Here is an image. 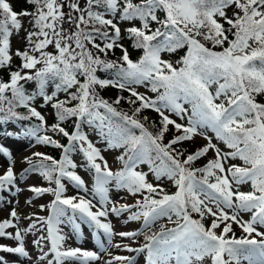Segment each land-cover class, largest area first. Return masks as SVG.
I'll use <instances>...</instances> for the list:
<instances>
[{
    "label": "snow or ice",
    "instance_id": "6c2138e0",
    "mask_svg": "<svg viewBox=\"0 0 264 264\" xmlns=\"http://www.w3.org/2000/svg\"><path fill=\"white\" fill-rule=\"evenodd\" d=\"M22 3L0 0V193L52 199L25 215L0 195V264H264V0ZM8 139L59 158L18 173ZM30 174L47 186L20 187ZM84 227L98 251L68 245Z\"/></svg>",
    "mask_w": 264,
    "mask_h": 264
},
{
    "label": "rangeland",
    "instance_id": "374dc122",
    "mask_svg": "<svg viewBox=\"0 0 264 264\" xmlns=\"http://www.w3.org/2000/svg\"><path fill=\"white\" fill-rule=\"evenodd\" d=\"M15 1V0H14ZM13 0H10V2H14ZM23 33H21L20 37H16L13 41V46L14 47H23L24 46V41L22 39ZM165 58V57H164ZM166 59V58H165ZM141 92L145 91V89L140 88L139 89ZM12 130V129H9ZM203 142L201 139L197 138L196 141ZM199 142H196L198 144ZM5 143L10 147V150L13 152L14 158H15V169L19 173L23 171L25 167H27V164L24 161V157L28 156L31 154L33 151H41L44 146L43 145H37L35 147H29L28 142L26 140H15V139H8L5 141ZM201 144V143H199ZM45 150V149H43ZM106 158L109 160L110 164L112 167L115 169L117 168V163L114 162V156L116 155L115 151L105 153ZM77 162H79L80 157L77 156L75 157ZM145 171L147 170L146 168L144 169ZM78 174L82 176L83 179H85L86 182H91L92 177L83 169H77ZM30 184H37V185H44L47 186V182L43 181V178L40 177L38 174H30L27 176L26 180L20 184V187L25 188L27 185ZM242 190L247 191L248 188H243ZM69 194H74V189L72 188L71 185H69ZM0 195H6L8 200H19V205H18V210L21 214L25 215H31L33 212H37L40 215H46V212H41L39 209L40 204H47L50 202L52 197L50 195H45L41 198H33V194L28 192L27 190L23 191L16 197H12L11 194H4L0 193ZM120 198L125 202L132 203L133 198L130 197L129 195L125 194L123 191L119 192V197H117V193L115 190H113V199ZM28 199H33V204H27L26 201ZM7 215V207H2L0 208V219L4 218ZM247 219V215L244 217ZM112 222L114 225V228L116 231H131V230H137L141 228V224L139 222H129L127 224L124 223V217L116 218L112 217ZM167 222L166 219H162L160 223ZM24 225H27V221L24 222ZM234 227H236L234 225ZM84 237L83 239L77 240L75 237L69 239L67 241L68 245L71 247H81L87 250H97L96 247V242L94 238L91 236V228L90 227H84ZM64 232L68 233L69 228L65 227ZM31 237H29V240ZM143 237H140V242H142ZM8 241L5 240H0V243H7ZM120 254H126L128 253H123L121 252ZM135 255V254H131ZM13 259H16L15 257ZM20 260H23L24 258H19ZM136 261L137 264H144V257L141 255L136 256Z\"/></svg>",
    "mask_w": 264,
    "mask_h": 264
},
{
    "label": "trees",
    "instance_id": "16d2710c",
    "mask_svg": "<svg viewBox=\"0 0 264 264\" xmlns=\"http://www.w3.org/2000/svg\"><path fill=\"white\" fill-rule=\"evenodd\" d=\"M11 3L13 5L14 9L17 10V11L21 10V8L24 7V4L22 3V0H15L14 2H11ZM126 46L129 47V50H130L131 55H132V58L134 60L137 59L142 54L140 50H134V49H132L129 44H126ZM180 54H183V53L181 52ZM116 55L117 56L120 55V52H119L118 49L116 50ZM165 58L166 59H173V60H175L177 58V56H175V55H173V56L165 55ZM18 62L19 61H16V63H18ZM100 75L103 76L102 73ZM27 87L31 91L33 89L34 85L29 84V85H27ZM149 94L152 95L151 93H149ZM101 95L104 96L105 98H108V99H115L116 95H118V92H117L116 89L108 88V89H104L101 92ZM124 95H127V93H124ZM121 106H122V108L124 110H128V108H129V105L127 103H122ZM143 115L148 116L149 119L150 120H153V121H158V119H159L158 115L155 112L151 111V110L145 111L143 113ZM51 122H52V120H51V118L49 116V123H51ZM168 138H171V136L169 135ZM62 142H65L66 143V141H62ZM199 143L196 144V142H195L196 145H199ZM185 147H191V146L186 144ZM43 149H45V150H42L41 152H46V153H48V154H50V155H52V156H54L56 158H59L60 153H59L58 150H56V149H54V148H52L50 146H44ZM201 163H203V161H201ZM244 188H248V187L245 186ZM170 190H174V189H170ZM164 223H167V222H164ZM156 227L158 229L159 225H157ZM234 228H235V231H236L237 235H240L241 234L240 230L238 228H236V227H234Z\"/></svg>",
    "mask_w": 264,
    "mask_h": 264
}]
</instances>
